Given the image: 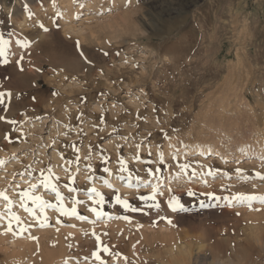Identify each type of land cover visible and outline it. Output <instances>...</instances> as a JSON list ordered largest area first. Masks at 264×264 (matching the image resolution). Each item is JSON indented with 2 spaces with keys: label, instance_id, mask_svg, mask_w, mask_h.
<instances>
[{
  "label": "rangeland",
  "instance_id": "rangeland-1",
  "mask_svg": "<svg viewBox=\"0 0 264 264\" xmlns=\"http://www.w3.org/2000/svg\"><path fill=\"white\" fill-rule=\"evenodd\" d=\"M0 33L31 44L15 61L10 50L9 63L0 57V92L12 93L0 116L17 122L0 120V192L28 228L6 232L0 197V264H31L33 249L68 240L74 251L51 264L74 256L72 264H100L76 249L90 240L98 247L93 232L104 264H169L180 246L190 264H264V204L229 202L264 195L256 175L264 174V0H0ZM77 156L78 165L65 163ZM121 157L131 182L146 189L118 186L116 177L128 179ZM41 170L66 198L84 201L77 209L87 221L46 209L42 228L21 207L20 192ZM157 185L155 201L140 199ZM93 186L105 196L102 209L87 194ZM34 194L56 203L42 185ZM173 195L187 211L168 207ZM92 206L107 216L97 219Z\"/></svg>",
  "mask_w": 264,
  "mask_h": 264
},
{
  "label": "snow or ice",
  "instance_id": "snow-or-ice-1",
  "mask_svg": "<svg viewBox=\"0 0 264 264\" xmlns=\"http://www.w3.org/2000/svg\"><path fill=\"white\" fill-rule=\"evenodd\" d=\"M25 7H26V11H28L29 15L31 16L30 8H28L27 5ZM40 27L43 28L45 31H47V28H45V26L43 24H41ZM16 43L21 48H25V49H27L31 46L30 42H28V41H25V42L17 41ZM11 45H12V41L10 39H5L3 33H0V57L4 58L3 62L5 64L9 63L8 53H9V50L11 48ZM81 55H83V53H81ZM22 61H23V56H21L19 58L18 63H20ZM37 71H39V69H37ZM5 96H7V98L10 100L12 93L10 91L7 93L0 92V104L5 103ZM0 120H6V122L11 124V125H15L17 123L15 120H7L6 117H3V116H0ZM73 147L75 148V145H73ZM77 151H78V149H77ZM62 159H63V157H62ZM136 159L138 161L140 160L139 157H137ZM102 160H103V163L105 164L103 171L105 173H110L111 169L107 167L108 158H102ZM160 162L163 163V155L162 154H161ZM2 163H3V161H0V164H2ZM65 163L67 165H72V164L78 165L79 156H77L74 161H65ZM118 166H119V171L121 173H128L129 186L131 187L132 186L131 185V179H132L133 174L131 173V170L128 168L126 160L123 159L122 157L118 158ZM89 167H91V166H89ZM188 167L189 166L187 164L182 165L181 171L182 172L186 171ZM159 170L160 169H156L155 171H159ZM47 171H48V173H51L52 170L48 169ZM77 171H79L78 167H77ZM238 171H240V170L238 169ZM148 172H149V175H154V171L152 169H149ZM208 174L209 175L212 174L211 170H209ZM40 175H41V179L37 183H30L29 189L26 191H22L19 194L20 200H21V207H23L26 212H28L33 218H35L37 220L40 227H42V228L46 227L48 224L49 218L45 214L46 209H52V210L58 212L61 216L75 217L76 219L81 220V221H87L88 220V217L80 214L78 212V209H77V206L84 203V201L77 199L75 195L66 198L61 193V190L57 186V184L51 182V175H46L45 170H41ZM191 175L195 176L196 175L195 171H193L191 173ZM256 175L259 179L264 180V174L256 173ZM120 178L124 179L123 176H121ZM136 178H137V180L139 179V177H136ZM57 179H59V178L57 177ZM70 179H71L72 183H75V176L74 175H70ZM104 183L109 189L113 188L112 184L109 183L107 180H105ZM41 185L43 186V188L45 190H50L51 192H53L55 194L56 203H51V202L43 199L40 195L34 194ZM64 187L67 188V190L70 193L75 194L78 192L77 188L69 187V185H67V184ZM158 188H159V185L155 186L153 188L151 195H142V196H140V199L145 201V202L155 201L156 195L158 192ZM87 194L89 196V199L92 200V203L94 205H99L100 209L103 208V205L105 203L104 194L99 192L94 186L88 190ZM188 194L194 195V193H192V192H189ZM210 195L212 196V199H214V200L220 199V197H216L214 194H210ZM0 197H2L8 204V222L6 225V232H11L13 235H20V234L26 232L28 230V228L25 226V222L21 220L20 216H18L16 213L11 211L13 201L11 199H9L8 195L4 192H0ZM66 199L69 200V202L71 203V205H72L71 208H68L65 206V200ZM224 199H228V198L225 197ZM26 201H30L34 207H29L28 203ZM115 201H116V204L121 205L126 210H130L133 212L138 211L137 208L132 207V205L128 202V200L123 199L120 195L115 196ZM252 201H259L261 204H264V195L238 193L234 197H232V199L229 202L230 203L239 202L241 204L248 203L250 206ZM147 206L149 208H152V207H155L156 209L160 208L159 203H155V204L148 203ZM204 206L205 205L203 203H201V207H204ZM168 207L173 212L187 211V209L184 207V205L180 202V200L175 195H173L169 199ZM88 210L91 213H93L97 219H101V218L107 216L106 212L99 210L95 206L90 207ZM37 212H39L40 215H38ZM109 218H111V217H109ZM123 218L125 220L128 219V217H126V216ZM0 219H3V216H0ZM91 222L95 223V221H91ZM14 223H15V229L13 227ZM169 223H171V221H169ZM0 226H3V225H0ZM72 226L74 227V225H72ZM93 236H95L96 241L99 244L100 237L98 235H96L95 232H93ZM33 239H36V238L33 237ZM101 250L103 252H109V249L106 246L102 247ZM109 254H111V253H109ZM93 255L95 256L96 260L100 261V264H104V261L101 259L100 255L97 252H93Z\"/></svg>",
  "mask_w": 264,
  "mask_h": 264
},
{
  "label": "bare ground",
  "instance_id": "bare-ground-1",
  "mask_svg": "<svg viewBox=\"0 0 264 264\" xmlns=\"http://www.w3.org/2000/svg\"><path fill=\"white\" fill-rule=\"evenodd\" d=\"M68 7V6H67ZM70 5H69V7H68V9H67V11H70ZM73 12L72 11H70V12H68L67 13V19H70V17L71 16H73ZM110 15V14H109ZM85 19H87V18H85ZM12 41V45H11V48H10V54H11V60L10 61H15L14 59H15V57H16V55L17 54H22V53H25L26 52V50L28 51V48L27 49H25V48H21L16 42L17 41H19L18 39H13V40H11ZM31 47V46H30ZM30 47H29V49H30ZM20 56H22V55H20ZM24 56V55H23ZM18 62V61H17ZM12 63H14V62H12ZM16 63V62H15ZM17 64V63H16ZM20 66V65H19ZM202 150H204V149H202ZM199 151L198 152V155H206L207 153H208V150H206V151ZM189 158V157H188ZM211 159V158H210ZM210 162V161H209ZM117 176V175H116ZM116 178H118L119 179V181H117V184H118V186L119 187H121V188H123L124 190H127L128 189V191H130V190H143V189H146L147 187H144L143 185H141V184H139L138 182H131V187L129 186V179H126V178H124V179H121L120 177H116ZM24 181V183H22V184H29V181L27 180V179H25V180H23ZM21 187H23V185H17V187H16V190H17V192H18V190L19 189H21ZM26 190H28V188L27 189H24V191H26ZM20 191V190H19ZM133 191V192H134ZM171 238V237H170ZM173 238V237H172ZM259 239V238H258ZM65 241H67V240H65ZM69 241V240H68ZM67 241V242H68ZM67 242H65L64 244H62L63 242H61V243H59V245L58 246H50V248L51 249H49V250H47V249H45L44 247H40V248H36V249H33L32 251H30V253H29V255H30V257H32L33 259H34V261H33V263H31V264H51V262L52 261H55L54 259L56 258L57 260H60V261H62L63 259H65L66 257H67V255L70 253V252H73V251H71V247H72V245H71V243L69 244V243H67ZM70 242V241H69ZM94 242V241H93ZM93 242H91V240L88 242V244H87V241H86V243H85V241L83 242V243H85V244H82V242L79 244V246L76 248V249H79V247H80V249L81 248H85V249H83V250H85L84 252H82V254L84 253H86V255H85V257L86 256H88L87 254H89V257L91 258V255H93V252H97L98 250V247L100 246L99 244H98V247L97 246H93ZM175 242V241H174ZM90 243V244H89ZM62 244V245H61ZM87 244V245H86ZM92 244V245H91ZM77 245V244H76ZM75 245V246H76ZM95 245H96V243H95ZM103 245V244H102ZM178 247V246H177ZM47 248V247H46ZM100 248V247H99ZM130 248H132V247H130ZM180 249L178 250L177 248V250L179 251V253L177 254H174L175 255V257H173L174 259L173 260H171L170 262H169V264H188L190 261H189V252H185L184 253V251H183V247H179ZM79 249V251H81ZM102 249V248H101ZM170 249V248H169ZM173 249V248H172ZM79 251L77 250L76 251V253L77 254H79ZM91 253V254H90ZM83 254V255H84ZM170 254H171V252H170ZM28 255V256H29ZM74 255V254H73ZM76 255V254H75ZM81 255V254H80ZM78 256V255H77ZM105 256V255H104ZM110 256V255H109ZM73 257V256H72ZM75 258H76V256H74ZM95 257V256H94ZM31 258V259H32ZM75 258H73V260L75 259ZM32 259V260H33ZM67 259V258H66ZM89 259V258H88ZM94 259V258H93ZM92 258H91V260H93ZM23 260V259H22ZM73 260H71L70 261V264H72V261ZM95 260V259H94ZM96 261L97 260H95L94 262L96 263ZM114 260H112V261H110V263H112ZM192 261V260H191ZM32 262V261H31ZM79 262H82V261H80L79 260ZM194 262H195V260H194ZM116 262H114L113 264H115ZM192 263V262H191ZM199 263V262H198ZM82 264V263H81ZM190 264V263H189ZM193 264V263H192ZM194 264H197V263H194Z\"/></svg>",
  "mask_w": 264,
  "mask_h": 264
}]
</instances>
